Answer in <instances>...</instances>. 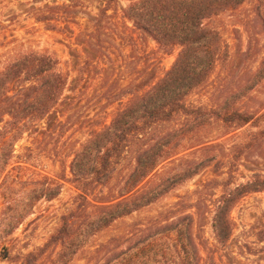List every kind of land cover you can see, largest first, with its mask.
<instances>
[{"label":"trees","instance_id":"16d2710c","mask_svg":"<svg viewBox=\"0 0 264 264\" xmlns=\"http://www.w3.org/2000/svg\"><path fill=\"white\" fill-rule=\"evenodd\" d=\"M113 1L107 0L106 6L100 9V16L95 19V34L84 41L87 47L93 41L92 45L103 53L107 49L104 30L112 23L107 12ZM244 2L130 1L122 10L126 23L124 31L120 32L126 34L127 42L133 43V35L136 30L140 31L162 50L177 48L176 60L162 76L144 84L140 94L125 93V88L115 94L113 99L116 100L126 95H131V99L107 126L92 132L75 150L67 166L68 176L60 180L47 178L44 182L26 183L27 186L18 188L19 184L10 178L6 168L14 158L16 143L59 106L68 76L60 69L58 59L48 52L22 50L5 61L0 70V106L11 104L13 107L9 119L0 127V241L17 230L39 201L56 199L62 182L73 184L80 198L96 188L107 191L93 206V211L81 219L73 220L72 212L63 216L49 242L36 253L17 257L18 264L36 263L51 247H60L51 264H70L94 238L118 221L156 204L212 165L222 167L210 153L220 145L204 142L189 145L192 141L189 135L193 132L213 123L238 130L264 121V111L256 115L234 106V101L246 96L264 80V57L240 91L232 93L228 99L210 108L187 103L189 96L208 82L216 66L228 56L221 33L209 21L237 10ZM75 5L74 2L70 5L53 3L31 11L36 23L45 24L47 30L59 31L58 23ZM255 5L264 29V0H255ZM118 33L114 34L113 42L121 39ZM100 57L110 61L107 53ZM25 92L27 95L23 96ZM177 121L180 123L176 130L167 129ZM186 144L189 148L184 149ZM182 149L187 153L182 154ZM25 151L32 153L29 148ZM120 169L124 170L121 178L118 177ZM211 184L213 188L222 189L215 200L177 202L165 216L146 225L133 226L127 233L113 238L109 242L113 244L111 250L94 264H201L202 254L193 233L194 215L184 210L190 208L199 214L209 203L206 212L211 213L215 247H225L234 230L232 210L245 196L264 192V175L255 173L239 184H232L230 178L222 185L217 181ZM208 262L217 264L211 257Z\"/></svg>","mask_w":264,"mask_h":264},{"label":"rangeland","instance_id":"374dc122","mask_svg":"<svg viewBox=\"0 0 264 264\" xmlns=\"http://www.w3.org/2000/svg\"><path fill=\"white\" fill-rule=\"evenodd\" d=\"M130 1L133 0H114L110 3L107 16L111 17L112 23H105L106 30L103 29L107 47L103 53L92 45L93 41L89 47L84 41L87 36L95 34V19L100 16V9L106 6L107 0H0V70L12 54L34 50L52 53L58 59L60 69L68 76L59 106L15 145L14 158L6 172L19 184L18 188L27 186L26 183H41L47 178L60 180L62 176H68L67 166L75 150L92 132L107 126L131 99V95H126L116 100L113 99L115 94L123 88L125 93L140 94L144 84L153 77L162 76L176 60L177 48L162 50L140 31L136 30L133 35V43L127 42L126 34L120 32L124 31L126 23L122 10ZM70 2L76 5L58 23L59 31L47 30L45 24L35 22L32 9L53 3L70 5ZM255 7V0H245L237 10L225 12L209 21L221 33L228 56L216 66L208 82L189 96V105L216 106L232 93L239 92L249 76L258 69L264 57V29ZM117 32L121 39L113 42ZM106 53L110 61L100 57ZM26 95L27 92L23 94ZM234 102L235 108L241 111L261 114L264 111V80ZM12 107L11 104L0 106V127L9 119ZM179 123L177 121L167 129L176 130ZM263 132L264 121L258 126L248 124L238 130L213 123L193 132L189 135L192 138L189 145H196L197 142L220 145L210 153L223 164L222 167L212 165L156 204L118 221L94 238L91 245L79 256L77 254L70 264L101 261L105 252L111 250L113 244L109 242L113 238L127 233L133 226L146 225L165 216L177 202L184 199L189 203L197 199L206 202L215 200L222 189L213 188L212 181L222 185L230 178L232 184H239L255 173L264 175ZM189 145H184L187 146L184 149ZM27 148L32 153L26 152ZM184 149L180 150L184 151L182 154L187 153ZM29 155V160L24 161ZM122 174L124 170L120 169L118 177L121 178ZM62 184L56 199L39 201L17 230L0 241V264H18L17 257L36 253L55 234L63 216L72 212L73 220L81 219L87 212L93 211V206L107 192L106 189L96 188L89 191L85 198H80L73 184ZM201 185L207 186L200 188ZM1 203L0 197V210ZM208 204L199 214L190 208L184 210L194 215L193 233L202 254L201 264H210L209 257L214 258L217 264H264V192L251 193L234 207L231 212L234 230L225 247H215L211 213L206 212ZM59 252L60 247H51L34 264H51Z\"/></svg>","mask_w":264,"mask_h":264}]
</instances>
